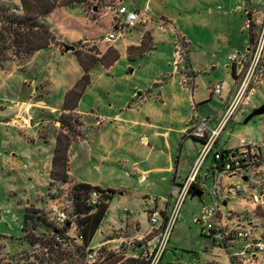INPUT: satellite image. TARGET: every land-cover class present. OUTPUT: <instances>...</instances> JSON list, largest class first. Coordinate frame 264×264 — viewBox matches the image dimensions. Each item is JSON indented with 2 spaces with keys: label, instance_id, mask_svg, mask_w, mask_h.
<instances>
[{
  "label": "crops",
  "instance_id": "0c3cea01",
  "mask_svg": "<svg viewBox=\"0 0 264 264\" xmlns=\"http://www.w3.org/2000/svg\"><path fill=\"white\" fill-rule=\"evenodd\" d=\"M113 2L86 0L71 6L58 5L38 20L39 24L50 28L56 41L22 63L0 68V150L9 152L6 164L12 165L13 173L23 172L30 181L27 200L24 194L21 197L27 207L35 206L47 213L58 203L51 196L55 190L50 175L58 135L67 134L61 128V119L68 115L76 118L79 134L71 139L69 182L62 185V189L87 184L114 191L101 227L93 238L96 245L90 248L121 252L136 259L143 249H151L160 236L158 229L151 228L150 213L160 215L161 227L203 148L200 140L187 136V131L203 119L208 120L210 128L217 126L225 100L237 90L242 68L240 64L231 63L227 69L232 79L228 77L223 83L213 81L206 86L209 96L200 94L207 79L199 75L216 70L220 63L217 57L202 53L194 58L188 56V62L181 69L173 70L170 60L166 66H161L159 51L168 45L169 27L173 31L176 26L180 27L178 20L176 26L170 21L172 17H156L154 0H124L130 11L145 12L149 20L127 30L116 43H104L103 37L112 30ZM1 5L11 7L18 15L23 14L19 0H0ZM263 10L264 0L257 10L246 11L247 20L251 13L254 22L260 21ZM246 31L249 34L248 22ZM249 40L244 51L229 55H242L248 49ZM66 46L75 47V51L66 52ZM227 48L231 50L232 39ZM76 52L84 61L92 58L98 61L88 71L90 82L76 107L66 111L67 94L86 75ZM185 76L188 84L184 87ZM216 84L222 86L220 95L213 93ZM260 88L264 90V76L255 85L251 105L235 117L246 119L259 108L254 100ZM213 96L219 98L214 101ZM248 109H251L250 114ZM246 134L250 140L240 136L236 146L222 151L218 149L220 137L217 152L234 151L243 139L253 142L251 133ZM190 141L198 147L193 149L191 166L184 159ZM261 141L253 143L264 144V139ZM262 159L260 174L249 175L243 182L236 176L217 174L216 167L220 164L213 156L207 157L198 172L200 190L193 193L203 192L199 199L207 196L209 200L202 203L198 219L204 208L213 205L210 190L218 183L216 200L221 208V226L211 239L216 245H224L228 252L222 247L215 248L210 264H237L235 258L247 245L264 239V191L258 184L264 172V149ZM240 184L246 192L228 194L232 186ZM193 193L189 197L198 198L192 197ZM252 195L263 196L262 202H253ZM243 226L250 230L251 240L236 238L235 229Z\"/></svg>",
  "mask_w": 264,
  "mask_h": 264
},
{
  "label": "rangeland",
  "instance_id": "374dc122",
  "mask_svg": "<svg viewBox=\"0 0 264 264\" xmlns=\"http://www.w3.org/2000/svg\"><path fill=\"white\" fill-rule=\"evenodd\" d=\"M261 1L154 0L157 7L156 17L158 19H170L172 17L170 21L176 26V20H178L180 27L178 29L176 26L177 29L175 31L169 27L168 45L161 47L159 51L161 66H166L170 60L173 70L181 69L182 64L178 67L175 66L178 49L184 52L188 51V55L185 58L186 62H188V56L194 58L197 54L202 53H208L212 58L217 57L220 63L219 66H215L216 70L199 75L207 79V82L201 86L199 93L208 97V88L206 86L211 85L213 81L223 83L227 81L228 77L232 79L230 70L227 69V66L231 65L228 55L231 52H242L245 50L249 39V34L246 31L248 22L246 11L249 9L257 10L261 6ZM6 9L5 5H1L0 13ZM230 39H232V48L228 50L227 46ZM89 49L94 50V48ZM12 54V52L8 53L3 69H6L10 64L22 63L28 59L27 56L17 57ZM162 60L165 62H162ZM85 62L89 64V60L86 59ZM258 92V96L254 102L260 107L264 104V90L260 88ZM218 98L217 96H213L214 101ZM214 106H217V104H214ZM250 111L251 109H248V114L251 113ZM244 120L245 118L239 115L234 118L227 131L220 138L219 151L236 146L240 136L249 139L246 132L251 133V141L256 143L262 142L261 140L264 139V115L254 118L247 125H244ZM190 142L185 148V155L187 156L184 159L191 166L194 161L193 149L198 147L194 145L196 143L193 141ZM8 153V151L0 150V264H41L35 258L45 259V262L42 264L151 263L148 257L144 256L146 251H148L146 249H143L141 256L136 259L126 257L121 252L102 250H98L97 256L89 259L87 252L86 257L79 258L75 247L66 244L62 245V250L65 251L63 260L59 261L58 252H51L49 248L44 249L40 246L31 247L22 241L27 203L21 197L24 194L27 200L30 181L26 179L23 172L17 171L13 173L12 165L6 164V155ZM4 166H6V170ZM85 173L88 175L87 171ZM53 184L55 192H57L56 190H60L63 193L66 190L62 189L61 183L54 182ZM68 188H71V186ZM205 198L200 200L199 198L188 197L184 201L171 233L168 248L159 264H210L211 258L216 254L215 248L222 247L224 252L228 253L224 245H216L211 238L204 237L201 234L202 223H198L197 219L203 207L202 203L209 202L208 197L206 196ZM70 199L71 194L68 191L67 196L65 194L64 199H62L59 205L62 210L68 211L71 217H74L76 213ZM71 211H73V214H71ZM78 219L77 217L76 221ZM40 230V233L43 234L44 230ZM74 232L72 230L71 234L73 235ZM51 234L46 233L44 236H51ZM68 239L76 245H81L80 242L75 241L71 237ZM91 245L92 247L95 246L96 242L93 240ZM68 252H72V256Z\"/></svg>",
  "mask_w": 264,
  "mask_h": 264
},
{
  "label": "built area",
  "instance_id": "2783aa9c",
  "mask_svg": "<svg viewBox=\"0 0 264 264\" xmlns=\"http://www.w3.org/2000/svg\"><path fill=\"white\" fill-rule=\"evenodd\" d=\"M114 19L112 30L103 37V42L106 44H114L121 39L127 30L135 28L138 24L145 23L149 20L147 14L138 13L136 11H130L124 4V0H114ZM248 31L249 32V46L246 52L242 55L231 54L228 59L233 64H240L242 68V77L235 93L225 100L223 110L221 111V118L215 128L208 126V120H200L199 124L192 126L187 131L188 137H193L200 140L203 144V148L199 153L196 164L187 177L185 182L180 186L179 192L176 198L175 205L171 213L167 216L164 224L160 225V215L157 212L150 213V225L152 230L158 229L160 236L156 244L146 251L145 257L151 261L150 264H159L163 254L168 248L170 236L177 220L180 208L184 201L190 196L193 191V186L197 184L198 172L207 159L208 156H213L215 162H220L219 166L216 167V173L225 174L227 176H236L243 182L245 177L258 176L260 173V165L263 161L262 151L264 144L258 145L256 143L241 140L239 146L234 151L227 153L217 152V142L221 135L227 130L231 121L235 116L243 110L245 107L251 105L252 99L255 96V85L262 81L264 76V10L260 21L254 22L251 13H248ZM183 49V48H182ZM187 51L177 50L175 66L178 67L180 64H184ZM186 76L183 78L182 85L187 86ZM213 93L220 95L222 93L221 84H216L213 87ZM249 178V177H248ZM260 182L258 183L264 191V172H262ZM71 188H67L63 193L59 190L54 191L51 195L56 199L54 206L50 207L46 218L49 223H52L57 229L64 230L68 228L65 237H71L77 242L81 243L82 238L78 236V225L76 219L77 215L71 217L68 211L62 210L60 203L64 196L71 192ZM214 203L211 207L204 208L201 218L197 222L202 223L201 234L204 237L211 238L215 232L219 231L221 222L219 216L221 215L220 203L217 202L216 198L218 195V183H215L212 190H210ZM246 190L242 184L232 186L228 190V194L244 193ZM101 195L93 190L90 194L88 205L95 206L99 203ZM263 197V196H262ZM262 197L251 196V199L255 203L262 202ZM70 202L73 204L72 199ZM75 209V208H74ZM127 211V210H126ZM73 214V211H71ZM74 230V234L71 231ZM76 233V235H75ZM234 234L236 238L242 241L251 240V232L246 227H239L235 229ZM55 241L59 244L63 243L64 239L61 237L55 238ZM246 250L238 255L236 259L237 264H264V239L259 240L257 243H252L246 246ZM249 250V251H247ZM98 250L88 248L87 256L89 259L97 256Z\"/></svg>",
  "mask_w": 264,
  "mask_h": 264
},
{
  "label": "trees",
  "instance_id": "16d2710c",
  "mask_svg": "<svg viewBox=\"0 0 264 264\" xmlns=\"http://www.w3.org/2000/svg\"><path fill=\"white\" fill-rule=\"evenodd\" d=\"M23 10L22 15L16 14L11 8L0 13V68L3 69L4 62L7 61L8 53L20 56H32L35 52L48 48L55 42V36L50 28L39 24V18L50 14L58 5L71 6L73 4L84 3L86 0H19ZM250 32V31H249ZM76 56L86 71V75L77 83L76 87L67 94L68 103L64 108L66 111H72L79 102L84 89L90 82L88 71L98 59L92 58L89 64L86 63L79 52ZM117 59V56L115 57ZM79 123L71 115L64 116L61 119V128L67 134L59 133L56 148L52 160L51 186L54 182L65 185L69 182V148L71 139L76 137ZM220 163V162H219ZM97 191L101 197L99 203L95 206H89L88 200L91 192ZM200 190L197 185L193 186V191ZM191 192V194L193 193ZM71 199L74 204L75 213L78 216V236L82 238L81 245H76L65 237L68 228L64 230L57 229L48 222L43 211L29 206L25 212L22 241L29 246H40L44 249L49 248L51 252L59 253V261L63 260L64 252L62 245H72L76 249L79 258L86 257L87 249L100 229L105 218L109 204L112 201L115 192L111 190H102L98 187H92L87 184H75L71 189ZM40 229L44 233H40ZM46 233L51 234L44 236ZM64 239L63 244H58L55 238ZM72 256V252H68ZM44 263L45 259H38Z\"/></svg>",
  "mask_w": 264,
  "mask_h": 264
},
{
  "label": "water",
  "instance_id": "95a60500",
  "mask_svg": "<svg viewBox=\"0 0 264 264\" xmlns=\"http://www.w3.org/2000/svg\"><path fill=\"white\" fill-rule=\"evenodd\" d=\"M66 52L75 51V47L73 46H66L65 47ZM264 115V104L259 107L258 109L254 110L246 119L244 124H248L252 119ZM203 192H194L192 197H198L201 198Z\"/></svg>",
  "mask_w": 264,
  "mask_h": 264
}]
</instances>
